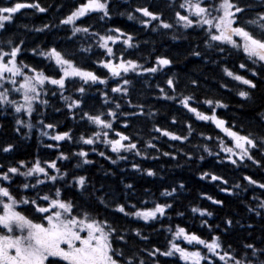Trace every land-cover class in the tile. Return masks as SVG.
Instances as JSON below:
<instances>
[{"label": "trees", "instance_id": "obj_1", "mask_svg": "<svg viewBox=\"0 0 264 264\" xmlns=\"http://www.w3.org/2000/svg\"><path fill=\"white\" fill-rule=\"evenodd\" d=\"M16 2L39 3L46 9L45 12H39L35 8L20 9L10 22H6V28L0 30V47L5 51H10L12 46L8 41L20 45L21 52L17 62L29 66L24 69L28 75H34L29 69L35 68L58 78L59 68L53 61L38 54L55 47L72 59L76 66L92 71L102 79L106 78L107 82L84 84L80 78L72 77L66 80L63 90L48 83L40 96V101L47 100L48 103L45 105L40 101L36 102L31 118L23 113H15L10 106H0V148L8 143L15 146L8 153L0 151V165H3V170H7L9 166H18L21 160L28 167L36 159L42 165L43 161L55 160L60 172L47 169L51 175L59 177L61 173L68 172L69 182L73 175H83L88 188L82 192L72 187L71 183L66 184L63 179L58 178L56 182L45 180L35 190L31 187L24 189L21 185L34 184V177L12 176L10 190L13 194L17 198L34 197L37 191L41 195H54L55 188H60L62 198L72 200L77 206V212L87 210L93 215L98 214L101 219H107L117 228V234L124 236V240L114 236L113 246L123 249L126 257L134 258V264H139L141 260L144 264H190L181 260L178 253L169 257L159 253L156 256L149 255L156 248L161 252L168 250L171 243H177L188 251H200L211 258L214 264H224L217 256L209 253L204 245L195 242L188 244L183 236L175 237L178 227H183L187 233H195L208 242L214 236L219 237L222 248L217 251L220 254L229 251L241 261L246 258L255 260L252 249L245 246L252 244L257 250L264 249V208L259 206L264 203V188L259 187V184L264 183V124L260 118L264 111V71L260 69V65H253L251 62L243 70L249 76L252 75L249 69L257 71L256 76L250 77L257 84L255 89H247L244 85L221 88V82H229L224 75L225 69H228L227 63L233 62L232 67L235 68L242 62L243 55L228 45H223L226 49L223 54L215 51L208 54L209 50L203 43L205 33L201 28L194 26L185 29L176 22L177 11L182 15L187 14L180 8L184 0H108L109 17L101 19L102 13L92 12L72 24H62L61 21L86 0H0V7ZM209 2L218 5L220 0ZM232 2L244 9L242 14H236L242 24L243 21L259 18L257 14L264 12V0ZM140 7H147L160 14V19L173 27L165 29L159 20L144 17L142 13L135 11ZM212 14L217 15L216 12ZM145 19L150 21L147 26L141 23ZM44 25L49 27L44 28ZM250 25L243 26L249 30ZM75 27H88L89 32L74 33ZM116 28L126 35L109 31ZM252 32L259 34L254 30ZM104 35H120L115 43L108 42L113 55L107 54L106 49L100 47L99 37ZM128 35L132 37L131 47L123 43ZM33 49L36 51L33 52ZM195 51L201 52V55H192ZM233 52L240 54L237 58L232 55V61L228 60ZM157 56L170 58L173 63L158 68L155 73L143 71L144 68L156 66ZM121 59L135 60L141 67L136 71L121 72V76H112L99 63L101 60H112L116 64ZM237 59L240 61L237 62ZM243 61L246 59L243 58ZM169 78L175 82V91L167 85ZM16 79L21 81L23 77ZM123 79L130 82L126 86L128 94L112 92V88L118 84L124 87ZM193 80L197 83L192 84ZM3 86L9 89L13 87L7 82H3ZM81 86L85 88L84 93L76 91ZM161 89L164 90L163 93ZM244 90L249 92L246 100L240 99L238 95ZM164 94L175 99H166ZM62 96L70 99H63ZM183 96H192L190 105L199 112L210 116L214 109L218 118L244 129L257 145V149L249 147L252 159L246 156L241 159L239 149L235 148L231 159L237 163H231L230 156L225 155L224 149L231 147L232 139L213 121L201 120L195 113L183 107L178 102ZM9 98L21 101L20 93H12ZM73 99H80L83 103L69 109L67 104ZM207 99L218 100L220 105H208L204 103ZM116 103L121 105L119 109H116ZM139 106H143L144 114H139ZM110 109L116 112L115 118L107 115ZM84 112L90 115L103 113L102 119L111 121L112 129H102L88 121L87 117H83ZM18 118L25 123L31 122L33 128L29 130L17 125L15 121ZM40 120L45 124L53 123L56 128L43 129L38 124ZM18 127L21 129L19 133L15 131ZM156 128L165 129L186 139L173 140L157 132ZM42 130L48 131L49 136H42ZM64 131L70 132L71 140L54 141L50 138L57 132ZM104 131L108 132V139L118 138L117 132L129 136L136 143L137 149L112 152L110 145L102 142ZM94 132L101 133L95 144L87 145L80 139L81 136H92ZM149 143L155 147H149ZM48 144L53 147L48 148ZM81 149L88 153L86 159L91 163L84 164L85 158L74 155ZM62 152L69 158L60 159ZM100 152L105 155L101 156ZM165 152L170 155H164ZM113 160L116 162L112 163ZM133 164H137L139 168H133ZM148 169L155 175L148 176ZM204 173L208 175L202 178ZM212 175L222 179L214 181L211 179ZM246 176L257 183H249ZM40 178L44 179L43 176ZM8 183L0 181V186H8ZM129 184L132 185L131 188L126 187ZM222 188L230 191H221ZM173 189L176 191L173 192ZM208 197H212V200ZM98 198H104L107 207L100 204ZM213 200L223 203L215 204ZM155 203H167L172 207L166 209L163 216L158 215L157 219L148 222L125 216L115 207L117 204H124L126 211H134L131 205L142 209L152 208ZM194 208L198 211L193 212ZM17 210L39 221L41 214L35 213L32 206L18 205ZM199 210H207L212 215L202 216ZM228 220L232 221L231 225L226 223ZM133 229H139L141 234L137 236ZM201 264H205V261H201Z\"/></svg>", "mask_w": 264, "mask_h": 264}, {"label": "snow or ice", "instance_id": "obj_2", "mask_svg": "<svg viewBox=\"0 0 264 264\" xmlns=\"http://www.w3.org/2000/svg\"><path fill=\"white\" fill-rule=\"evenodd\" d=\"M23 8H35L39 12H45L46 9L41 7L39 3H22L16 2L11 3L10 6L0 7V30L6 28V22H10L13 15ZM180 8L184 9L187 14H181L177 11L175 16L177 18L176 22L178 25L185 29L192 27H199L205 33V39L203 43L206 49L209 50L208 54L212 51L223 54L226 49L223 45H230L232 48L237 50H242L248 60L252 62L253 65L259 64L260 69L264 71V13H258L259 24L257 20H246L241 23L240 18L236 15L237 13H243L244 9L234 4L232 0H220L218 5L210 3L209 0H184L180 4ZM135 11L143 14L144 17L151 18V20H159L160 25L165 29H170L173 27L172 24L166 23L160 19V14L150 11L147 7L137 8ZM92 12L102 13L101 19L104 17H109V3L108 0H86V2L81 3L74 11L71 12L65 19L61 21L62 24H72L80 17H84L86 14ZM216 12L217 15L212 13ZM192 17H195L193 19ZM131 19V14H129ZM142 24L147 26L150 21L145 19L141 21ZM245 24L255 25L259 29V34L246 30ZM207 26V27H205ZM49 27L44 25V28ZM115 33L120 35H126L122 33L121 29L116 28ZM84 32L88 33V27H75L74 33ZM96 35H99L98 33ZM120 35H104L100 36V47L105 48L107 54L113 55V50L108 47V42L111 41L115 43L120 39ZM234 37H238L234 39ZM178 39V37H174ZM132 37L127 36L123 40L125 45L131 47ZM11 44L10 51H5L3 47H0V106L8 107L10 106L13 111L17 114H25L31 118L32 113L35 111L34 105L36 102L40 101L41 93L44 91V86L48 83L56 85L59 89L63 90L65 88L66 80L72 77L80 78L84 84L88 83H101L107 82L106 78L102 79L100 76L94 74V72L76 66L72 59L68 58L66 54L58 51L55 47L48 49L46 52L41 51L38 54L45 56L49 60L53 61L54 64L59 68L58 78L47 75L43 70H37L35 68H30L29 71L34 73V75H28L24 69L29 68L28 65L22 62H17L18 54L21 52V47L18 44H12L11 41L7 42ZM21 43H23L21 41ZM33 52L36 49L32 50ZM192 55L200 56L201 52L195 51ZM103 67L107 68L112 76H121V72L127 73L129 70L136 71L141 66L135 60H124L121 59L119 63L113 64L112 60H101L99 61ZM173 61L167 57H156V66L151 68H144L143 71L155 73L158 68H163L165 66L171 65ZM241 69L247 67L245 63L239 65ZM253 76L257 75V71L254 69H249ZM228 76L233 77L235 80L242 82L244 85H248L250 88L255 89L257 84L251 80L246 79L242 75L234 74L232 71L225 69ZM16 77H23L21 81H18ZM3 82L11 84L13 87L11 89L3 86ZM124 87L119 84L112 88V92H119L124 95L128 94V87H126L130 82L127 79L122 81ZM192 84H196L197 81L193 80ZM175 82L173 79L169 78L167 80V85L175 91ZM79 93H84L85 88L83 86L76 89ZM163 93L164 90L161 89ZM12 93H20L21 101L15 99H10ZM55 93H53L54 95ZM107 96L106 93H104ZM166 99H175V97L168 96L164 94ZM239 96L248 97L249 92L240 91ZM63 99H70L69 97H63ZM193 100L192 96H183L178 102L187 108L189 111L196 114V116L201 120H211L218 128H221L229 137L232 138L234 146L239 149L241 159L243 157H248L252 159L249 155V147H256V143L253 139H250L247 135H241L237 131H233L230 127L225 126V121L219 119L215 115V110L213 109L212 115H206L197 110L195 107H191L190 101ZM41 103L47 105L48 101L43 100ZM83 103L80 99H73L67 104L69 109L79 107ZM131 104V101L128 102ZM204 103L212 105H220V101H213L207 99ZM222 106V105H221ZM116 109H119L121 105L116 103ZM141 108V113H143V106ZM59 111V109H57ZM101 114L90 115L88 112L83 113V117H87L88 121L94 123L95 125L101 127L102 129H112L111 121L107 119H102ZM108 116L115 118L116 112L109 110ZM127 115V113H125ZM132 115H137V113H132ZM15 123L22 127H27L29 130L33 128L31 122L25 123L23 119H16ZM38 124L42 126L43 129H55L56 125L53 123L45 124L43 120L38 121ZM157 132H161L162 135L168 136L173 140L186 139V137L177 136L174 133L167 131L165 129L156 128ZM17 133L21 131L18 127L15 129ZM42 136H49L48 131H41ZM104 139L103 143L110 145L111 151L114 153H120L123 151H132L137 149V145L133 142L129 136L123 133L117 132L116 139H108V132L104 131L102 133ZM101 133L94 132L92 136L87 138L81 136V140L84 144L93 145L98 139H100ZM54 141L71 140L72 136L70 132H57L55 135L50 137ZM127 141V143H124ZM48 148H52V144L46 145ZM149 147H155L149 143ZM264 146V142H262ZM14 145L8 143L6 146L0 148V151L8 153L14 149ZM207 151V149H205ZM225 151L229 153H234L233 148H225ZM95 151V149H93ZM137 150V155H139ZM79 157L85 158L83 160L84 164L91 163L86 157L88 153L81 149L78 153H74ZM101 156H104V152H100ZM164 155H170V153L165 152ZM60 159H68L69 157L63 152L60 153ZM123 159L124 157H118ZM202 159V157H201ZM231 163L236 164V160H232L229 157ZM116 161L113 160L112 163ZM46 165L47 167L43 166ZM36 159L30 167L26 166L25 161L21 160L18 162V166H9L7 170H3V165H0V181L9 182L8 186H0V264H134V258L126 257L123 249H117L113 246L114 236L116 239L124 240V236L117 234V228L114 227L107 219H101L99 215H93L90 211L84 210L81 212L76 211V205L72 200H66L62 198V193L60 188H55L54 195L50 193L40 194L39 191L36 192L34 197L14 195L11 189L12 176H23V177H34L35 183L28 184L23 183L22 188L28 189L32 188L35 190L38 185L45 183V180L56 182L59 179H63L66 184L71 183L74 188L80 189L82 192L87 191L86 177L83 175L72 176L71 182L68 181V176L70 173H61L58 177L57 175H51L47 169H54L57 173L60 170L57 168L55 160L43 161ZM133 168L138 169L137 164L132 165ZM26 169V170H21ZM148 176H153L155 173L148 169L146 170ZM208 173L202 174L207 176ZM43 176L44 179L40 177ZM212 180L222 179L219 176L212 175ZM246 180L251 184H256L257 181L253 180L251 177H245ZM227 183V181H224ZM126 187L131 188L132 185H127ZM183 187V185H181ZM260 188H264V183L259 184ZM173 192L176 189L172 190ZM221 191L229 192L227 188H222ZM169 195L171 193H168ZM99 203L105 205L104 198H98ZM212 200V197H208ZM39 201V203H38ZM46 202V206L45 205ZM215 204H222L223 201L213 200ZM18 205H30L33 207L35 213H39V221L30 218L25 215L23 211H18ZM264 208V203L259 205ZM116 210L123 213L125 216L135 217L137 219H142L145 222L150 220H155L159 216L165 214L166 209L172 207L171 204H161L155 203L152 208H136L135 205H131L134 211H126L124 204H117ZM193 212L198 211V209H192ZM200 214L211 216L212 213L207 210H199ZM259 214V213H257ZM228 225L232 224L231 220L226 221ZM137 236H139L140 230L133 229ZM175 237L183 236L184 240L188 244L204 245L209 253L219 258V261L224 262V264H264V249H255L252 244H248L245 247L252 249V255L256 257L255 260L245 259L241 261L236 259L229 251H223V254L217 251V249L222 248L219 237H212L211 242L202 239L195 233H187L183 227H178L174 233ZM146 239V237H145ZM231 247V246H229ZM159 253L162 256L169 257L176 253L179 254V258L183 261L190 262V264H201V261H205V264H214L211 258L203 255L200 251H188L186 248L181 247L177 243H171V247L161 252L159 248L154 249L149 255L156 256ZM139 264H144L141 260Z\"/></svg>", "mask_w": 264, "mask_h": 264}, {"label": "rangeland", "instance_id": "obj_3", "mask_svg": "<svg viewBox=\"0 0 264 264\" xmlns=\"http://www.w3.org/2000/svg\"><path fill=\"white\" fill-rule=\"evenodd\" d=\"M232 65H234V64L232 63Z\"/></svg>", "mask_w": 264, "mask_h": 264}]
</instances>
